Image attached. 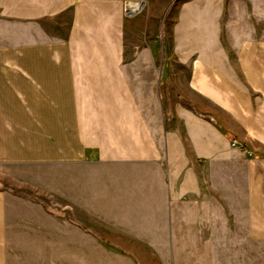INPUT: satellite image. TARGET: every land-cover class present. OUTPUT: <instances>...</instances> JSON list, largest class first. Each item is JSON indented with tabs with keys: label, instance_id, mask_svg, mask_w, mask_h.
Wrapping results in <instances>:
<instances>
[{
	"label": "crops",
	"instance_id": "obj_1",
	"mask_svg": "<svg viewBox=\"0 0 264 264\" xmlns=\"http://www.w3.org/2000/svg\"><path fill=\"white\" fill-rule=\"evenodd\" d=\"M125 22L120 0H0V166H114V197L144 214L129 245L175 247V264H262L264 138L247 156L193 117L192 157H171L139 101L166 67L124 61ZM7 200L0 189V264H16Z\"/></svg>",
	"mask_w": 264,
	"mask_h": 264
},
{
	"label": "rangeland",
	"instance_id": "obj_2",
	"mask_svg": "<svg viewBox=\"0 0 264 264\" xmlns=\"http://www.w3.org/2000/svg\"><path fill=\"white\" fill-rule=\"evenodd\" d=\"M120 2L125 15L136 10L126 15L124 61L166 67L162 80L148 71L151 93L139 101L150 104L152 124L165 125L170 156L182 145L192 157L196 117L253 157L249 144L264 138V0ZM0 189L7 222L22 233L10 247L16 264H175V247L127 243L142 235L134 227L144 214L114 197V166L4 165Z\"/></svg>",
	"mask_w": 264,
	"mask_h": 264
},
{
	"label": "built area",
	"instance_id": "obj_3",
	"mask_svg": "<svg viewBox=\"0 0 264 264\" xmlns=\"http://www.w3.org/2000/svg\"><path fill=\"white\" fill-rule=\"evenodd\" d=\"M230 146H231L232 148H234V149H238V148H240V145H238V142H237V140H235V139H232V140L230 141Z\"/></svg>",
	"mask_w": 264,
	"mask_h": 264
},
{
	"label": "water",
	"instance_id": "obj_4",
	"mask_svg": "<svg viewBox=\"0 0 264 264\" xmlns=\"http://www.w3.org/2000/svg\"><path fill=\"white\" fill-rule=\"evenodd\" d=\"M136 10H132V11H126V15H130V14H132L133 12H135Z\"/></svg>",
	"mask_w": 264,
	"mask_h": 264
}]
</instances>
